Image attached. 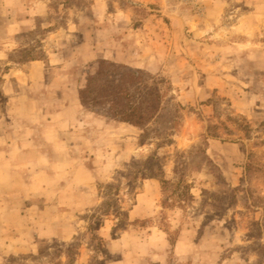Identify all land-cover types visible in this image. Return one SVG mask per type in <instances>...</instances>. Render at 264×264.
Wrapping results in <instances>:
<instances>
[{
  "label": "rangeland",
  "instance_id": "obj_1",
  "mask_svg": "<svg viewBox=\"0 0 264 264\" xmlns=\"http://www.w3.org/2000/svg\"><path fill=\"white\" fill-rule=\"evenodd\" d=\"M105 59L163 80L143 143ZM0 264H264V0H0Z\"/></svg>",
  "mask_w": 264,
  "mask_h": 264
},
{
  "label": "trees",
  "instance_id": "obj_2",
  "mask_svg": "<svg viewBox=\"0 0 264 264\" xmlns=\"http://www.w3.org/2000/svg\"><path fill=\"white\" fill-rule=\"evenodd\" d=\"M162 79L110 60L100 61L89 73L80 89L82 104L108 117L145 130L141 142L147 141V129L162 114L165 92ZM154 138L161 135L157 132Z\"/></svg>",
  "mask_w": 264,
  "mask_h": 264
}]
</instances>
